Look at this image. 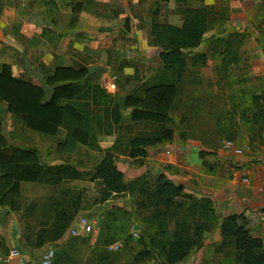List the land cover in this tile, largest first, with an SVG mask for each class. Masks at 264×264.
Masks as SVG:
<instances>
[{
    "label": "rangeland",
    "instance_id": "obj_1",
    "mask_svg": "<svg viewBox=\"0 0 264 264\" xmlns=\"http://www.w3.org/2000/svg\"><path fill=\"white\" fill-rule=\"evenodd\" d=\"M156 2L160 7L157 19L161 23H168L169 19L173 21L170 16L173 13L182 21L179 12L186 7L194 8L193 6L198 5L189 0H186L187 4L173 0L171 8L170 2L166 0ZM156 2L142 0L137 5L128 2V7H125L113 0L106 4L100 3L96 15H85L82 10L84 0H0V11L8 4L12 9L30 12V23L37 29L46 22L53 24L51 33H46L47 29L44 33L48 37L44 39L51 45L50 49L53 47L51 53L59 48L61 53L73 57L65 62L46 59L48 65L43 63L41 67L40 62L45 61L44 52L49 50V46L45 51L26 47V60L38 66L39 72H36V76L34 73L27 75L28 80L33 82L30 77L33 76L35 83L45 87V77L58 64L83 65L90 71V81L100 83L119 99L134 92L141 93L144 87L155 84L163 75L159 58L161 49L150 42L152 13ZM256 2L247 3L244 8L247 9L246 17H239L244 20V27L240 28L230 25L232 13L229 2H216L214 6L227 14L216 21L217 26L205 35V40L215 35L238 34L235 38V48L239 51L240 64L233 66L226 76L219 68L220 58L208 50L205 42L196 49V52H207L208 59L205 64L190 67L178 84L179 95L167 124L174 132V139L163 146L150 148L144 158H130L120 143L123 144L125 140L128 142L133 137L159 133L163 130L161 127L126 121L123 126L111 131L110 122L102 118V131H96L97 144L102 152L80 145L72 154H63L57 149L59 143L64 141L67 129H62L56 137L32 132L10 115L7 106L0 102L3 133L8 143L20 148L36 149L46 167L69 165L80 173L78 179L59 185L22 184L23 210L12 213L0 209V241L6 242L5 235L9 233L12 222L19 233L13 245L6 243L9 255L3 264H41L43 255L51 250L54 253V264H96L97 252L93 249L101 236L105 217L112 210H115L120 225L125 223L124 227L129 230L132 240L125 246L123 240H119L104 249L102 258L107 257L104 264H129L134 259L140 249L137 240L140 238L141 226L136 218L141 198L137 192H128L106 204H99L101 186L95 169L105 152L115 155V164L123 172L127 183L140 184L147 180L149 185L156 176L165 174L159 173L161 169H169L170 172L175 170L176 167H172L171 163L161 161L160 158H163L165 153L183 157L186 149H189L188 151L191 150L203 158L202 167L206 173L214 163L217 165L222 162L220 157L223 160L226 158L224 162L227 164L231 162L229 158L233 155L241 156L249 152L258 156L264 155V127L260 129L257 124L253 115L255 109L249 98L254 93L264 95V2L260 5ZM56 31H60L62 36L57 37ZM66 45L70 49L63 51V46ZM14 54L10 49H0V64L15 65L16 77L23 78L21 76L24 74H21L18 62L20 55L14 57ZM28 72L33 70L28 69ZM165 74L172 75L166 72ZM129 113L130 110L124 111L126 119ZM177 170L178 177L180 173L179 169ZM172 173H176V170ZM194 197L198 201L210 200ZM57 205L73 216L69 230L77 225L81 217H85L93 226V232L72 237L68 230L61 240L33 248L31 244L37 241L36 235L53 222L55 213L59 211ZM120 208L132 214L131 223H128L127 216L118 210ZM148 216L149 212H142L140 215L143 219ZM189 220L198 219L190 214ZM218 228L220 229V225L212 226L206 233L205 240L208 241H204V246L187 259L190 264H239L231 244L222 245V239L218 243L215 241ZM72 240L76 243H72ZM12 250H17L19 255L12 257ZM21 258H24V261ZM146 264L158 262L148 261Z\"/></svg>",
    "mask_w": 264,
    "mask_h": 264
},
{
    "label": "trees",
    "instance_id": "obj_2",
    "mask_svg": "<svg viewBox=\"0 0 264 264\" xmlns=\"http://www.w3.org/2000/svg\"><path fill=\"white\" fill-rule=\"evenodd\" d=\"M180 2L187 4L186 0ZM154 7L150 42L161 49L159 58L163 75L155 84L144 87L141 93L134 92L118 99L100 83L90 81V71L83 65L56 66L45 77L44 87L15 77L12 65L1 63L0 102L7 106L10 115L32 132L56 137L62 129H67L65 139L57 149L63 154H72L80 145L102 152L97 144L96 132L102 131V118L110 122L111 131L120 128L126 121L163 129L159 133L133 137L128 142L125 140L123 144L120 143L132 159L144 158L150 148L171 142L174 132L167 124L179 95L178 84L190 67L205 64L208 59L207 52L195 50L205 42L208 50L220 58L222 74L228 76L232 67L240 64L239 51L235 48L238 34L215 35L205 40V35L217 26L216 21L227 14L216 6L186 7L179 12L182 16L180 26L158 21V2ZM127 26L129 28V24ZM249 98L255 109L254 118L260 129H263L264 95L254 93ZM126 110H130L127 119L124 114ZM95 175L101 186L100 205L128 192L140 195L136 218L141 226L140 238L137 240L140 249L129 264H146L148 261L182 264L204 246L206 233L217 225H220L222 245L233 246L239 264H264V241L252 236L244 215L233 214L220 220L211 200L198 201L186 192L183 185L175 184L165 174L156 176L150 185L147 180L140 184L127 183L111 152H105L95 169ZM79 177L80 173L72 166L46 167L36 149L20 148L8 143L0 116V209L12 213L23 210L22 184L59 185ZM56 207L59 211L55 213L53 222L36 235L37 241L31 244L33 248L59 241L69 230L73 216L62 206ZM118 210L127 216L128 223L132 222V214L123 208ZM142 212H149V216L141 218ZM190 214L198 220H189ZM117 217L115 210L105 217L101 236L93 249L97 252L96 264H104L107 257L102 258V254L108 246L119 240H123L125 246L132 240L129 230L124 227L125 223L120 225ZM71 242L76 243L74 240ZM8 255L9 248L5 240L0 241V264L4 263Z\"/></svg>",
    "mask_w": 264,
    "mask_h": 264
},
{
    "label": "crops",
    "instance_id": "obj_3",
    "mask_svg": "<svg viewBox=\"0 0 264 264\" xmlns=\"http://www.w3.org/2000/svg\"><path fill=\"white\" fill-rule=\"evenodd\" d=\"M113 0H84L83 14L85 15H96V10L100 3L106 4ZM118 1L121 5L128 7V2H132V5H137L140 0H114ZM142 1V0H141ZM146 2H156L158 0H143ZM176 1V0H175ZM191 3L196 2L198 5L193 6L194 8L202 6H214L216 2L228 1L230 10L232 13L231 24L236 28L243 26L244 20L239 19V17H246L247 15V3L249 1H257L256 3L260 5L264 0H189ZM169 5L173 7V0H169ZM264 5V4H263ZM53 13H57L53 11ZM153 14V13H152ZM31 13L22 10L18 11L16 8L10 7L6 4L0 11V49L6 48L12 50L14 57L18 55V62L21 66V74H24L22 79L28 80L27 75L35 74L38 75L37 67L29 60H26L28 53L26 52V47L32 49H41L45 51L47 46L49 50L44 52L46 57L45 61L40 62L42 67L43 63H46V59L50 58L52 60H59L62 62L69 61L73 57L67 54L61 53V49L53 50L51 53L50 44L47 43V38L44 33H51L53 24L46 22L43 23L42 27L37 29L35 25L30 23L29 17ZM173 17L169 19L168 23L176 26H180L182 21L178 15H170ZM140 17V16H139ZM180 20V22H179ZM57 37L62 36L60 31H56ZM46 38V39H44ZM53 38V35H52ZM51 41V40H50ZM68 42V41H67ZM70 49L69 46H63V51ZM15 51V52H14ZM35 51V50H33ZM11 64V63H10ZM12 65V64H11ZM57 66H72L65 63L58 64ZM13 74L16 77V67L12 65ZM28 69L33 70V72H28ZM38 72V73H36ZM33 74V75H34ZM35 80L33 76H30ZM18 78V77H17ZM40 85L38 83H35ZM189 150V149H188ZM186 149L184 156L178 157L174 153H169L168 155L163 154L161 161L166 163H171L170 165L176 170V173H172L169 169H161L159 173H165L169 175L175 184L183 185L186 192L193 194L199 199L207 198L210 199L215 207L216 214L220 220L226 218L229 215L237 214L244 215L249 224V229L253 237L261 238L264 241V155L258 156L255 153H247L241 156H231V162L227 164L221 157L219 158L220 163L212 165L208 173L203 172L202 161L203 158L199 157L191 150ZM157 158V157H156ZM206 158V157H205ZM204 158V159H205ZM169 164H166V166ZM179 169L180 175L177 177ZM248 179L249 182L245 183L244 179ZM9 233L5 235L6 243L11 246L14 241L19 236L16 232V226L14 222L11 223ZM216 233L215 241L218 243L221 241V233L218 228ZM205 241H208L206 239ZM23 259V260H22ZM24 261V258H21ZM182 264H190L188 260L184 261ZM199 264V263H198Z\"/></svg>",
    "mask_w": 264,
    "mask_h": 264
},
{
    "label": "built area",
    "instance_id": "obj_4",
    "mask_svg": "<svg viewBox=\"0 0 264 264\" xmlns=\"http://www.w3.org/2000/svg\"><path fill=\"white\" fill-rule=\"evenodd\" d=\"M244 182L248 183L249 180L246 178L244 179ZM69 231L72 237L89 235L91 232H93V226L91 225L90 221L87 218L81 217L77 222V225L73 226V228H71ZM10 255L12 257H17L19 255V252L17 250L16 251L12 250L10 252ZM53 257H54V253L52 250L46 252L42 257L41 264H52Z\"/></svg>",
    "mask_w": 264,
    "mask_h": 264
}]
</instances>
